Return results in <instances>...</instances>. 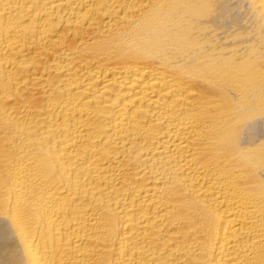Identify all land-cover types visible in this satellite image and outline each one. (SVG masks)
Segmentation results:
<instances>
[{"label": "bare ground", "instance_id": "obj_1", "mask_svg": "<svg viewBox=\"0 0 264 264\" xmlns=\"http://www.w3.org/2000/svg\"><path fill=\"white\" fill-rule=\"evenodd\" d=\"M0 264H264V0H0Z\"/></svg>", "mask_w": 264, "mask_h": 264}]
</instances>
